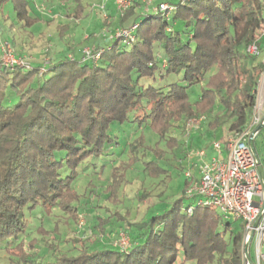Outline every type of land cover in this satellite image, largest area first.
I'll list each match as a JSON object with an SVG mask.
<instances>
[{"label":"trees","instance_id":"obj_1","mask_svg":"<svg viewBox=\"0 0 264 264\" xmlns=\"http://www.w3.org/2000/svg\"><path fill=\"white\" fill-rule=\"evenodd\" d=\"M14 2L17 18L27 17V0ZM167 3L168 14L138 13L141 4H131L119 24H136L133 39L114 37L97 61L63 59L42 72L38 65H0V256L9 264H243L241 224L226 236L229 220L199 201L182 207L183 196L161 213L126 221L131 243L125 249L72 238L73 248L57 250L51 260L37 254L54 209L77 220L79 178L109 152L113 122H138L170 150L177 143L170 129L188 119L203 116L208 130L225 124L230 134L248 124L264 67L258 60L263 0ZM253 43L257 54L247 51ZM145 142L140 131L128 143L126 160L111 168L109 199L117 202L141 148L161 156ZM103 225L100 220L95 227L104 234Z\"/></svg>","mask_w":264,"mask_h":264},{"label":"rangeland","instance_id":"obj_2","mask_svg":"<svg viewBox=\"0 0 264 264\" xmlns=\"http://www.w3.org/2000/svg\"><path fill=\"white\" fill-rule=\"evenodd\" d=\"M130 1L127 8L139 2L142 7L138 13L144 11L142 0ZM163 1L167 3V0H153V5L157 6ZM14 5V0H2L0 45L3 42L10 43L15 56L22 57L30 65L40 66L42 68L40 72L44 68L47 69L51 63L63 59H81L85 48L102 49L111 45L117 28L121 27L119 21L123 15L116 0H27L25 6L27 17L19 20ZM30 17L37 19L28 25L27 21ZM118 46L121 47V44ZM260 47L258 60L264 66V40ZM2 57L0 51V65L4 66ZM87 61L91 62L90 59ZM17 62L19 64L13 66L14 68H24V64ZM259 75L253 113L263 118L264 67ZM167 80L153 81V83L158 85L163 81L164 84ZM197 93L194 91L191 99H195ZM249 117L250 122L253 114ZM193 124L197 127H191L189 130H187V121L181 124L183 125L181 128L174 126L170 129L168 135L177 138V143L171 150L164 141H159L153 131L145 126L140 127L138 122L110 124L109 131L113 136L108 145L109 152L93 160V163L85 168L83 177L79 178L77 189L81 197L77 203V220L54 209L53 214L44 223L45 243L40 242L37 254L44 260H51L57 254V250L65 251L73 248L72 238L86 240V243L94 241L93 244L100 247L104 245L113 247L116 244V248L124 247L131 243L126 221L139 222L153 214L161 213L170 202L181 196H183L182 207L194 206L196 202L203 200L202 196H189L186 193V190L192 186L187 173L192 178L199 176L200 158L196 155V151L204 149L206 152L204 158L210 159L217 155L212 148V142L223 140L231 134L225 124L214 131L208 130L203 121L200 123L193 121ZM140 131L145 136L146 146L158 147L162 154L157 158L153 151L145 148L137 152L138 159L125 171V180L124 183H120L116 191L117 202H115L112 198L109 199L111 195L109 196L106 189L111 180V168L119 161L126 160L128 143L133 138H137ZM253 143L258 157L263 159L264 125L255 135ZM152 165H156L159 170ZM142 194H145V197L140 200ZM215 210L220 214L218 207ZM115 211L119 212L122 218ZM100 220L104 221V234L95 227ZM33 221L29 222L32 229L35 226ZM229 221L231 226L226 228V236L231 231L239 230L241 224L233 216ZM0 264H9V262L0 256Z\"/></svg>","mask_w":264,"mask_h":264},{"label":"built area","instance_id":"obj_3","mask_svg":"<svg viewBox=\"0 0 264 264\" xmlns=\"http://www.w3.org/2000/svg\"><path fill=\"white\" fill-rule=\"evenodd\" d=\"M142 1L144 11L151 10L152 12L157 11L168 14L172 9V6L166 2H160L157 6H154L153 0ZM116 2L120 7L121 14H124L131 1L116 0ZM135 29L136 24L128 28H117L114 37L122 43H127L133 39ZM258 33L259 38L264 40V23ZM255 46L254 43L250 44L247 51L251 54H257L258 49ZM0 51L6 67L18 65L19 62L17 61L25 66L30 65L22 57L13 54L12 47L8 42H3L0 45ZM101 52L102 49L85 48L82 61L98 59ZM6 58L8 59L6 60ZM203 118V116H200L188 119L187 130L191 127H197L196 124H193V121L200 123ZM263 121L264 117L262 118L260 115L253 113L251 121L248 122L245 128L243 127L223 140L213 141L212 148L217 155L212 156L210 159L204 158L206 155L204 149L196 151V155L200 158L199 176L198 178H192L187 173V177L190 178L192 183V186L186 190L189 196H202L203 200L199 202L214 209L218 207L220 216L223 219L230 220V217L233 216L234 219L241 222L240 257L243 259V264H249L244 257V244L249 238L247 251L252 264H264V179L261 178L258 171V160L249 145H247L255 126ZM259 161L264 173V158H259ZM127 246H120V248L125 249Z\"/></svg>","mask_w":264,"mask_h":264},{"label":"water","instance_id":"obj_4","mask_svg":"<svg viewBox=\"0 0 264 264\" xmlns=\"http://www.w3.org/2000/svg\"><path fill=\"white\" fill-rule=\"evenodd\" d=\"M264 125V121L263 122H260L259 124H258V126L253 130V133L251 134V136H250V138H249V140H248V144L247 145H249V147H250V149H251V151L253 152V154H254V156L257 158V160H258V171H259V174H260V176H261V178L262 179H264V173H263V168H262V166H261V164H260V161H259V158H258V155H257V153H256V150H255V147H254V143H253V140H254V137H255V135L257 134V132L261 129V127ZM249 241H250V238H249V240H247L246 241V243L244 244V249H245V258H246V260L248 261V263L249 264H252V262H251V260H250V256L248 255V251H247V249H248V245H249Z\"/></svg>","mask_w":264,"mask_h":264}]
</instances>
